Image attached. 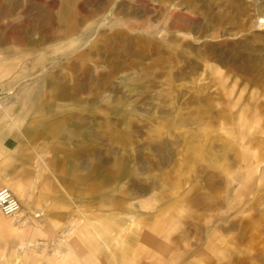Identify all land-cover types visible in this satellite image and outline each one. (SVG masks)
I'll return each mask as SVG.
<instances>
[{
    "label": "rangeland",
    "instance_id": "1",
    "mask_svg": "<svg viewBox=\"0 0 264 264\" xmlns=\"http://www.w3.org/2000/svg\"><path fill=\"white\" fill-rule=\"evenodd\" d=\"M15 2L0 136L32 169L0 264H264V0Z\"/></svg>",
    "mask_w": 264,
    "mask_h": 264
},
{
    "label": "bare ground",
    "instance_id": "2",
    "mask_svg": "<svg viewBox=\"0 0 264 264\" xmlns=\"http://www.w3.org/2000/svg\"><path fill=\"white\" fill-rule=\"evenodd\" d=\"M1 1V0H0ZM10 1V0H8ZM21 13V8H20V3L19 2H15V3H11L8 5H3L2 3H0V17H4L8 20H11L15 17V15H20ZM58 20V24L57 27H34L33 30H37V33L40 35V38H43L42 41L43 43L41 45H45L47 44V42L51 41L52 38H54V40L56 41V43L61 42L63 39H68L69 37H73L75 35H77L79 33V26L73 23H67L66 22V13H62V15H59L57 17ZM112 24V22H110ZM140 27V26H139ZM4 27H0V31L2 32H8L6 29L3 30ZM16 28L17 27H13L15 33H16ZM44 33L45 30H48L49 33L47 34H43L42 35V31ZM45 29V30H44ZM41 31V32H40ZM30 33L29 32H25V37H27ZM11 37L10 38H6V36H2L0 35V56L1 57H5L6 55H12L13 54V50L7 48L8 45L10 44L9 42H13L14 40L17 41V39H21L22 38V34L16 33V36L14 35L13 38V34L10 33ZM96 35L95 32H91V34H88V38H91L92 36ZM87 37V36H86ZM28 42L31 44H35L34 42V38H33V34H31L29 37H27ZM48 40V41H47ZM35 93H40V89H36V91L34 90ZM75 135L74 133L72 134L71 138H73ZM80 167L81 168H86V166L83 164L82 161H80ZM77 170H80L79 167H76ZM85 183H92L95 186L99 187V184L91 179V174L88 175L87 178H85L83 180ZM82 181V182H83ZM104 194V193H101ZM123 207L124 209L128 212L130 211V209H128L126 207V205L123 203ZM99 208H101V206H99ZM129 213V212H128ZM130 214H133V212L131 211ZM167 222L170 221L169 218L165 219ZM111 225L110 224H105L103 227L97 228L95 227V231L96 235L98 237H100L101 242H100V247H104L106 249H109L111 242L107 236V231L110 229ZM150 240V239H149ZM73 245H75V243H73ZM92 245V244H91ZM154 245L156 248L160 249V248H166L167 250H169L170 248L159 243L158 241L155 240ZM20 249H24L22 247H20Z\"/></svg>",
    "mask_w": 264,
    "mask_h": 264
},
{
    "label": "crops",
    "instance_id": "3",
    "mask_svg": "<svg viewBox=\"0 0 264 264\" xmlns=\"http://www.w3.org/2000/svg\"><path fill=\"white\" fill-rule=\"evenodd\" d=\"M17 152L20 154V149L18 151L13 139L0 136V188L8 183L10 178L25 175L27 167L32 169L29 163H24L16 155Z\"/></svg>",
    "mask_w": 264,
    "mask_h": 264
},
{
    "label": "built area",
    "instance_id": "4",
    "mask_svg": "<svg viewBox=\"0 0 264 264\" xmlns=\"http://www.w3.org/2000/svg\"><path fill=\"white\" fill-rule=\"evenodd\" d=\"M22 207L19 200L6 188L0 189V212L8 218H17Z\"/></svg>",
    "mask_w": 264,
    "mask_h": 264
}]
</instances>
